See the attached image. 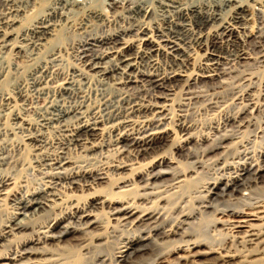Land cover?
<instances>
[{
	"label": "bare ground",
	"instance_id": "bare-ground-1",
	"mask_svg": "<svg viewBox=\"0 0 264 264\" xmlns=\"http://www.w3.org/2000/svg\"><path fill=\"white\" fill-rule=\"evenodd\" d=\"M25 150L0 264H264V0H0V165Z\"/></svg>",
	"mask_w": 264,
	"mask_h": 264
},
{
	"label": "rangeland",
	"instance_id": "rangeland-1",
	"mask_svg": "<svg viewBox=\"0 0 264 264\" xmlns=\"http://www.w3.org/2000/svg\"><path fill=\"white\" fill-rule=\"evenodd\" d=\"M257 7L261 8L260 5H257ZM250 17L252 18L253 15ZM110 27L112 28L114 26L111 25ZM74 37H79V36H74ZM75 62H76V59L74 57H71L65 62L66 63L65 66L70 67L71 64L73 65V63L75 64ZM201 88L202 87L200 85V87L196 88V89L200 90ZM37 104L40 106L41 104H43V101L41 99H39V100L37 99L35 105H37ZM201 106H202L201 103H197V104H192V106H189V108H188V106L184 107L183 109H185V110L188 109V111L186 110L183 113H189L190 114L189 117L192 120V122H196L197 124L208 123L212 117H219L218 111H207L206 112V110ZM176 112L180 113V111H176ZM18 137L20 138V136H18ZM15 138H16V140L13 141V143L17 144L18 142H20L19 138H17V137H15ZM17 139H19V140H17ZM27 152L28 151L25 150V151H22L21 153H19L17 155L19 157V159L16 156L17 157L16 159H18V160L15 161L16 162L15 164L17 166L14 165V163L11 166L7 165V167H9V168H7L6 165H0V170L1 169L7 170V172H9V170H10V173L12 175L14 174L13 176H15V179L12 181H9V183H13L15 181L17 184L16 189L17 190L19 189L18 191L19 192L21 191L22 194H27V193L33 192L35 189L43 187L47 181V178L43 174V171L41 170V168H38L39 167V166H37L38 163L36 162V159L33 157L32 152L31 151L28 153ZM93 155H94V157L91 156V157H93L92 159L88 157V158H86L87 160H85L86 162H88L90 167H98V168H101L104 166L106 167L107 164H111L112 162H114L118 158V156L115 154V151H113V150H111V151L110 150H102V151H98L97 153H95ZM23 163H25V164H23ZM103 186H104V184H103ZM11 187H13V185ZM0 198H2V196ZM12 209H13V207L11 205V200L8 198V200L4 201L3 207L0 208V224L8 223V221L10 220V218L12 217V214L14 212V209L13 210ZM205 229H206V226H203V228H202L203 232L205 231V233H206V231H207L206 234H208L210 232H211L210 234H212V231L208 232L209 228H207L206 230ZM197 249H195V250H197ZM199 249L204 250L205 247L201 246V247H199ZM141 254H142L141 258L145 261V263L148 264V263H151L153 261L154 256L151 253L136 252L135 256H134V254H133V256L136 258L137 256H140ZM214 255L215 254H212L211 257L216 256V255L215 256ZM176 257H177V254H172L169 257L166 256L165 258L161 259L162 262L160 261L158 264H166V262H164V260L166 258H168V260H169V259H176ZM199 258L202 260V258H204V257L201 256Z\"/></svg>",
	"mask_w": 264,
	"mask_h": 264
}]
</instances>
